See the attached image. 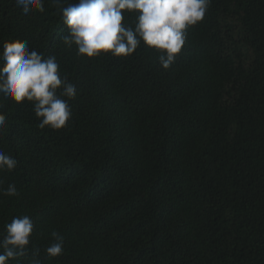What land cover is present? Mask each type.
<instances>
[{
	"label": "trees",
	"instance_id": "trees-1",
	"mask_svg": "<svg viewBox=\"0 0 264 264\" xmlns=\"http://www.w3.org/2000/svg\"><path fill=\"white\" fill-rule=\"evenodd\" d=\"M77 2L26 16L0 0V53L26 40L77 87L59 130L0 95V150L18 161L0 180L19 192L0 195V239L28 215L41 264H264V0H212L168 69L144 44L78 56L62 41ZM122 13L134 27L138 10ZM54 230L64 251L49 257Z\"/></svg>",
	"mask_w": 264,
	"mask_h": 264
},
{
	"label": "clouds",
	"instance_id": "clouds-1",
	"mask_svg": "<svg viewBox=\"0 0 264 264\" xmlns=\"http://www.w3.org/2000/svg\"><path fill=\"white\" fill-rule=\"evenodd\" d=\"M24 15L33 10L44 12V0H15ZM212 0H78L62 9V18L69 34L63 43L76 46L78 56L97 57L111 54L114 57L132 55L140 46L151 47L158 53V62L170 68L187 41V30L201 22ZM122 10H138L135 26L122 24ZM0 95L16 103L32 102L36 117L42 118L40 128L49 126L59 130L72 118L69 101L77 96V87L66 76H61L60 66L54 55L45 57L29 48L26 40L12 39L3 44L0 53ZM2 107V105H0ZM6 127V116L0 112V130ZM17 159L0 150V171L16 168ZM0 195L18 196L14 183L2 187ZM34 222L28 215L14 216L5 224L0 239V264H11L31 251L30 264H41L40 249L29 248ZM54 240L45 249L49 257L60 256L63 236L52 231Z\"/></svg>",
	"mask_w": 264,
	"mask_h": 264
}]
</instances>
